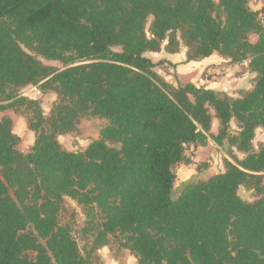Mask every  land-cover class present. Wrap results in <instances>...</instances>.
Wrapping results in <instances>:
<instances>
[{
    "label": "trees",
    "instance_id": "trees-1",
    "mask_svg": "<svg viewBox=\"0 0 264 264\" xmlns=\"http://www.w3.org/2000/svg\"><path fill=\"white\" fill-rule=\"evenodd\" d=\"M263 10L250 0H0V264H94L110 241L137 264H264V142L253 144L264 128ZM182 43L188 60L249 59L253 87L235 97L168 82L145 53ZM29 85L57 94L48 114L21 94ZM9 109L35 134L28 151ZM87 116L107 120L99 137L66 149L59 136ZM210 140L228 154L224 171L174 197V166ZM66 197L86 211L88 252L61 218Z\"/></svg>",
    "mask_w": 264,
    "mask_h": 264
},
{
    "label": "crops",
    "instance_id": "crops-1",
    "mask_svg": "<svg viewBox=\"0 0 264 264\" xmlns=\"http://www.w3.org/2000/svg\"><path fill=\"white\" fill-rule=\"evenodd\" d=\"M250 6L255 10L260 9L258 5L254 6L251 1ZM145 55L156 64L154 70L170 83L177 84L178 81H181L182 83L192 82L198 86L225 91L229 95L235 97L240 95L241 90L251 89L256 76V73L250 70L249 59L239 63H231L229 58L215 52L200 60H188L187 47L183 43L176 52H169L163 48L158 52L148 51ZM221 68H223L222 72H220ZM217 128L218 122L215 120L212 131L216 133ZM263 129L264 128L259 127L256 132ZM67 134L60 135L59 138L64 137L65 139H68L70 135ZM34 140L35 134L31 146L34 143ZM62 144L65 145L64 142H62ZM238 152L239 151H236V154H238L239 157L244 156V153L240 156V153ZM225 157H228L226 150L213 140H210L205 146L193 147L192 162L189 164L183 163L181 165L182 174L178 172L176 180L178 179L179 182L184 184L188 181L207 179L215 173L222 172L224 171L223 160ZM205 161L210 163V166L205 172H209L211 168H217L218 165H220V169H217V171L210 176H207L208 173L200 174L198 172L199 165L201 162ZM193 178L196 180H192ZM123 250L125 253H130L126 249ZM98 252L102 257V260L105 261V264L122 263L121 259H117L110 255V249L107 245L98 249ZM134 264H137L136 258Z\"/></svg>",
    "mask_w": 264,
    "mask_h": 264
},
{
    "label": "rangeland",
    "instance_id": "rangeland-1",
    "mask_svg": "<svg viewBox=\"0 0 264 264\" xmlns=\"http://www.w3.org/2000/svg\"><path fill=\"white\" fill-rule=\"evenodd\" d=\"M254 6L258 5L260 9H264V0H250ZM264 13V10H263ZM152 17H149L147 27H149ZM148 34L150 35L149 31ZM250 39L252 41L258 39L257 34H251ZM39 58L46 64L54 65L57 67H63V64L60 61L57 60H49L44 59L41 56ZM20 92L22 95H25L29 98L38 99L43 107V110L46 114H48L52 108V105L54 101L57 100V94L54 91L47 90L42 91L38 85H29L25 86L20 89ZM3 114L10 115L13 119V130L17 134L21 136V145L19 146L21 150L28 151L31 147V143L34 138V132L30 130L27 126V117L22 113H17L13 109H9L5 111ZM2 114V115H3ZM107 123V120L105 118H101L99 116H87L81 119V122L79 124V130L77 132H72L67 135H70L68 139H65L64 137H60V141L64 142L65 145L63 146L66 149L79 151L84 149L93 139H96L99 137V131L100 129ZM237 128H235L236 130ZM264 142V129L259 130L256 132L255 138L253 140L254 148L255 150L258 149V146ZM240 153V156H242L243 153ZM238 155V154H237ZM245 155V154H244ZM191 158V157H190ZM183 163H179L174 166V171L177 174L180 172L182 174V165ZM210 166V163L205 161L201 162L199 165L198 172L200 174L202 173H208L207 176H210L214 172L217 171V169H220V165H218L217 168H211L209 172L207 171L208 167ZM196 180V179H192ZM183 184L179 182L177 179L175 181V187H174V193L173 196L177 197L182 189ZM239 194L246 200L253 201L255 199L254 193L252 190H249L245 187H240ZM65 207L66 209L62 212L61 218L62 220H70L71 224L74 226V235L79 242L80 247L88 252L91 248L92 243V234H85L83 230L85 229L87 225V215L86 211L83 208L82 205L78 204L74 199L70 197L65 198ZM110 244H107L108 248L110 249V255L113 257H116L117 259H121L122 263L120 264H134L135 258L130 253H125L124 250L119 249L117 245L110 241ZM96 255L94 259V264H105V261L102 260V257L100 253L94 252ZM94 256V255H93Z\"/></svg>",
    "mask_w": 264,
    "mask_h": 264
},
{
    "label": "built area",
    "instance_id": "built-area-1",
    "mask_svg": "<svg viewBox=\"0 0 264 264\" xmlns=\"http://www.w3.org/2000/svg\"><path fill=\"white\" fill-rule=\"evenodd\" d=\"M259 18L261 19V21L264 23V13H260V15H259ZM223 71V68H221L220 69V72H222ZM187 155L189 156V157H193V147H191V148H189L188 150H187Z\"/></svg>",
    "mask_w": 264,
    "mask_h": 264
}]
</instances>
